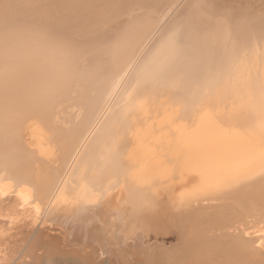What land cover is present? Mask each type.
I'll return each instance as SVG.
<instances>
[{
  "label": "bare ground",
  "instance_id": "1",
  "mask_svg": "<svg viewBox=\"0 0 264 264\" xmlns=\"http://www.w3.org/2000/svg\"><path fill=\"white\" fill-rule=\"evenodd\" d=\"M1 215L9 258L264 264V0H0Z\"/></svg>",
  "mask_w": 264,
  "mask_h": 264
},
{
  "label": "rangeland",
  "instance_id": "2",
  "mask_svg": "<svg viewBox=\"0 0 264 264\" xmlns=\"http://www.w3.org/2000/svg\"><path fill=\"white\" fill-rule=\"evenodd\" d=\"M129 15V14H128ZM128 15H127V17H128ZM131 15V14H130ZM129 15V16H130ZM154 31V32H153ZM152 32H153V34H152V32H150L151 34H148L149 36L150 35H155V29L153 30ZM149 36L148 37H143V38H141L140 39V41H141V43L143 42V40L142 39H146V40H144V42H146L147 40H148V38H149ZM153 36H151L150 38L152 39L153 38ZM149 38V40L146 42V44L145 43H142V44H144L143 45V48H136L138 51H136V54L134 53V55L132 56V60L134 61V60H136V61H131L130 60V62L132 63V64H130V62L128 61L127 62V66L122 70V75H124V76H122L121 75V69L120 70H118V72H116L115 70H112L113 72L115 71V73H118L117 75L115 74V73H111L110 74V78L111 79H109L108 80V83H110L111 85H112V83H113V85H114V83L116 82V79H114V75L113 74H115V78H117V79H120V80H123L126 76H128V75H130L131 74V72H132V69H133V67L136 65V63L138 62V60L139 59H141V57L143 56V53H144V48H147V46L149 45V43L151 42V39ZM140 43V42H139ZM138 43V44H139ZM139 44V45H141L142 46V44ZM138 44H137V47H141V46H138ZM139 51H141V52H139ZM140 55V56H139ZM138 56V58H136V57ZM135 57V58H134ZM134 58V59H133ZM130 67V68H129ZM129 68V69H128ZM127 69V70H126ZM128 71V72H126L125 74H124V72L125 71ZM117 76V77H116ZM119 76L120 77H122V79L121 78H119ZM113 79H114V81H113ZM23 128H24V126H22ZM23 128H21L22 130H24ZM5 217V218H4ZM7 217L6 216H0V225H1V227H0V231L1 232H5L6 230H5V226H6V228L7 227H9V226H11L12 225V223H11V221H8L7 223L6 222H4L3 223V221H7L8 219H9V217L6 219ZM8 223H10V224H8ZM2 225H4V227L2 226ZM3 227V228H2ZM5 230V231H2V230ZM9 231V230H8ZM8 231H6V233L8 232ZM10 232H12L11 230H10ZM13 232H15L14 230H13ZM0 236H2V235H0ZM14 237H16V238H19L20 237V235H18V236H14ZM14 237H12V240H13V238ZM15 239V238H14ZM8 242V241H7ZM14 243H17V246L18 245H20V246H18V248H17V250L15 251V252H18V253H15V252H13V255H12V258H9V257H7V255H5V254H3V253H6V249L4 248V247H6V245L5 244H3V245H5V246H2V244H0V249H2V250H0L1 252H0V264H84V263H82V262H80V261H78L76 258H75V256H70V258H65L64 256H61L60 254H50V253H48L47 252V249L46 248H41V249H38V250H36L35 252H34V254H32V255H28V254H26L24 251H25V245L24 244H26V242H15L14 241ZM13 243V244H14ZM24 248H23V247ZM22 249H24V251H22ZM5 250V251H4ZM23 252V253H25V254H23L21 251ZM4 251V252H3ZM3 252V253H2ZM3 254V255H2ZM2 256H4L3 257V259H2ZM23 256V257H22ZM63 259H62V258ZM5 258H7V259H5ZM56 258H58V259H56Z\"/></svg>",
  "mask_w": 264,
  "mask_h": 264
}]
</instances>
